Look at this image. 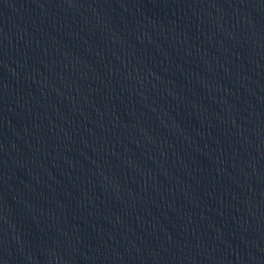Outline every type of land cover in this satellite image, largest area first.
I'll return each instance as SVG.
<instances>
[{
    "label": "water",
    "instance_id": "1",
    "mask_svg": "<svg viewBox=\"0 0 264 264\" xmlns=\"http://www.w3.org/2000/svg\"><path fill=\"white\" fill-rule=\"evenodd\" d=\"M112 0H0V139Z\"/></svg>",
    "mask_w": 264,
    "mask_h": 264
}]
</instances>
